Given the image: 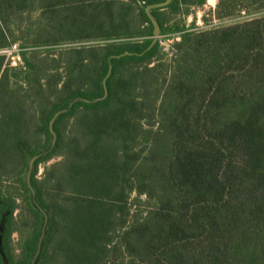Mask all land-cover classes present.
<instances>
[{"label": "trees", "instance_id": "16d2710c", "mask_svg": "<svg viewBox=\"0 0 264 264\" xmlns=\"http://www.w3.org/2000/svg\"><path fill=\"white\" fill-rule=\"evenodd\" d=\"M163 1L0 0V264H264V16L189 30L205 0Z\"/></svg>", "mask_w": 264, "mask_h": 264}, {"label": "rangeland", "instance_id": "374dc122", "mask_svg": "<svg viewBox=\"0 0 264 264\" xmlns=\"http://www.w3.org/2000/svg\"><path fill=\"white\" fill-rule=\"evenodd\" d=\"M216 4H217V0H215L213 3H210L209 0H205L203 5L194 6V7L190 8L189 14L187 16H185V18H184L185 25L188 24L187 29L190 28L192 30H200V29H206V28H210V27H214V26H226V25H230V24H234L237 22L244 21L246 19L264 16V10H261L259 12L251 13V14H244L241 12V13L235 14L231 17L218 19L214 15ZM198 15H199V17H198ZM188 16H191V18H189L190 21H188ZM104 42L105 41H99L98 43H104ZM10 49H12V48H10ZM18 49L19 48L15 49V51L17 52ZM8 50H9V48H6L3 50H0V52L2 51L4 53H6L10 59L13 56L16 57V55H13V54H15V52L13 50L12 51H8ZM167 56L169 57V55H167ZM63 159H64V156L59 155V156L51 158L50 160L46 161L45 163L40 164L39 168H38V172H37V177L39 179L44 178V176L46 175V171L49 168H51L52 166L60 163ZM26 175H28V172ZM4 189H7L10 192L13 191L15 193L18 191L17 184L14 183L11 179L4 182ZM14 195H16V194H14ZM17 202L19 204V207L15 212V216L17 218L18 228L20 226L22 228L23 226H27L26 223H28V219L30 218V216L26 212L23 211V205H22V202L19 198L17 199ZM128 202L130 205V212L131 213L141 214V213H144L147 209L146 196L143 194L138 195L134 191L131 192ZM24 222H26V223H24ZM22 230H25V229H22ZM20 239H21V235H20V230L18 229L12 234V244H13V247L15 248L16 253L19 251Z\"/></svg>", "mask_w": 264, "mask_h": 264}, {"label": "built area", "instance_id": "2783aa9c", "mask_svg": "<svg viewBox=\"0 0 264 264\" xmlns=\"http://www.w3.org/2000/svg\"><path fill=\"white\" fill-rule=\"evenodd\" d=\"M181 39V32H170V33H160L156 36V40L160 46V49L162 50V52H164L166 55H169V57L172 55L173 53V47L174 45L179 42ZM9 50L8 51H14L16 55V57H11V59L9 58V56L6 54L7 60L9 62V64L11 66H19L22 64V59L21 56L19 54L20 49H18V51L16 52L15 49L19 48L17 44H13L10 47H8ZM12 48V49H10Z\"/></svg>", "mask_w": 264, "mask_h": 264}, {"label": "water", "instance_id": "95a60500", "mask_svg": "<svg viewBox=\"0 0 264 264\" xmlns=\"http://www.w3.org/2000/svg\"><path fill=\"white\" fill-rule=\"evenodd\" d=\"M169 1H170V0H165V1H163V2H159V3L151 4V5L148 7V9H149V8H154V7L165 6ZM158 34H160L159 31H156L155 34L153 35L154 40H153L152 42H155V40H156V36H157ZM128 53H129V52H124L123 55L128 54Z\"/></svg>", "mask_w": 264, "mask_h": 264}, {"label": "crops", "instance_id": "0c3cea01", "mask_svg": "<svg viewBox=\"0 0 264 264\" xmlns=\"http://www.w3.org/2000/svg\"><path fill=\"white\" fill-rule=\"evenodd\" d=\"M162 7V6H161ZM198 17H199V15H198ZM189 18H191V16H188V21H190V19ZM185 27L187 28L188 27V24L187 25H185ZM190 29V28H189Z\"/></svg>", "mask_w": 264, "mask_h": 264}, {"label": "bare ground", "instance_id": "6f19581e", "mask_svg": "<svg viewBox=\"0 0 264 264\" xmlns=\"http://www.w3.org/2000/svg\"><path fill=\"white\" fill-rule=\"evenodd\" d=\"M215 0H209L210 3H213Z\"/></svg>", "mask_w": 264, "mask_h": 264}]
</instances>
